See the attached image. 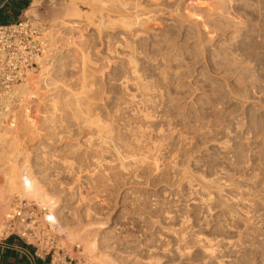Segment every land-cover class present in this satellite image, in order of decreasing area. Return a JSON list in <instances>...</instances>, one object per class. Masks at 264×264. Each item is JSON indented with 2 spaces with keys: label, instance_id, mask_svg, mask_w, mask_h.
<instances>
[{
  "label": "rangeland",
  "instance_id": "rangeland-1",
  "mask_svg": "<svg viewBox=\"0 0 264 264\" xmlns=\"http://www.w3.org/2000/svg\"><path fill=\"white\" fill-rule=\"evenodd\" d=\"M2 1L0 0V5ZM33 1L31 0L30 5L24 9V13L31 7ZM42 1L43 6L36 9V16L30 17L36 19L44 32L49 34L57 32L58 37L64 34L61 36L62 40L59 39L57 57L54 55L55 58L50 59L54 66L51 87L58 93L70 90L80 93L79 81L82 77L80 74L86 71L84 73L89 74V81L93 85L90 83L92 88H88L83 97L88 103L85 102L87 106L94 105L92 109H95V112L92 110L89 114L91 112L95 113L90 114L92 116L100 114L99 117H102L104 122L113 125L112 128L115 130H112L115 133L128 134L131 130H136L137 134L133 131L132 134L137 135L136 140L140 141L139 143L135 142L134 138L131 140L134 136L131 133L128 135L130 141L126 133H123L126 138H122L127 139L130 145H134L135 150L138 149L136 151L138 156L137 153H133L135 150L132 148V152L130 149L126 151L122 149L121 152H125V155L126 152L128 154L131 152L129 155L137 156L134 159L138 160L136 161L138 163L135 164L131 156L129 160L128 154L126 157L123 154L124 159L120 162L128 163V167H125L128 169H125L127 171L120 169V174L119 156L114 152L117 151L115 147L111 146L113 143L110 145L111 148L103 147V150L106 148L103 154L101 145L93 149L96 151L100 148L97 153L90 150L92 156L100 153L94 158L99 161H95L88 154L92 158L90 161L88 152L85 153L87 147L84 148L86 139L83 136L89 132L86 128L82 130L85 129L87 133L82 132L81 127L76 125L78 123L74 122L73 116L67 115L68 112L62 114V116L65 114L63 116L65 118H62L63 123L58 118L59 123L56 124L57 117L55 118V129L58 131V127L64 129L73 126L72 130H81L78 131L80 137L74 134L78 133L77 130L73 132L67 130L69 127L65 128L66 130L61 129L62 135L60 129V132H57L61 136L60 139L57 138L60 136L55 137L59 144L52 140L54 138L47 139L53 141V145L51 142L47 143L45 137L49 134L47 129L44 125H35L46 112L45 105H48V102L37 97L29 103L27 100L13 98L12 104H7L11 107L6 105L7 117L2 121L3 126L5 124L6 126L0 127V166L42 165L44 160L42 162L37 160L40 152L34 154L32 151L41 139L42 144L38 145L46 148L47 153L51 150L50 154L48 153L50 157H47L45 162H49L48 168L51 166L53 170L50 175L55 184L56 193L55 191L53 193L57 194V197L62 194V198L66 200L65 215L63 214V217L66 216L65 223L67 218L68 221L71 220L70 223L73 222V226L105 223L107 229L104 231L111 239L108 243L101 244V250L121 262L134 256L131 261L135 255L137 257L138 254L145 252L148 257L156 254L160 257L164 252L159 254L158 251H162L160 250L162 248H167L170 254H176V247L182 246L185 253L190 255L179 261V264H203L204 254L199 248H195L194 242V236L202 232L213 241L218 256L224 253L231 255L228 261L225 260V264H242L245 259L250 258L259 259L258 261L264 263V0H174V2L164 0L167 3L163 0H124L131 4L130 9H121L123 6L119 4V7H115L120 8L119 11H114V8L110 7L98 10L92 0H78L81 15L75 18L80 22L76 21L73 28L67 26L69 29L65 33L58 27V22L67 18L65 15L71 10L73 0ZM161 2L164 5H172L170 6L172 11L170 14L161 12L152 18L149 21L151 32L143 34L137 40L139 43L148 44L147 47L142 46L139 70L144 84L151 90L150 100L148 95L146 100L149 103L146 104L151 107L153 116L150 122L142 119L137 121L133 109L138 111L143 107L138 104L136 106V103L132 104L136 107L130 105L132 109L124 107V103L120 105L124 92L116 81L120 76L121 59L127 53L124 48L126 42H134L135 31L140 30L142 33L147 31L144 24L149 16L142 15L149 13ZM141 3L149 9L146 13L139 12L138 15H141L139 23L142 26L135 31L126 29L120 23L108 25L100 31L89 26L92 21L100 23L104 16H110L111 20L116 21L124 19L127 12L132 15L136 11L135 6ZM18 7L19 0H12L6 4L0 11V24L11 22L9 12ZM21 20L26 21L25 15ZM78 23L81 24L77 25ZM116 43L119 45L117 53L114 48ZM109 46L113 48L110 51L118 55L108 52ZM83 53L89 55L86 61L90 62H85L87 65L83 62L82 66ZM109 60L111 64H108ZM114 81L120 86L121 92L118 86L112 83ZM111 84L118 90L113 89ZM43 89L38 93L43 95L42 93L47 90ZM129 89L128 94L133 92L138 100L143 99L141 97L143 92L136 84H130ZM128 94L127 99H124L126 101L130 98ZM122 106L125 110L123 108L122 111H118ZM90 107H86L87 110ZM89 114L84 116L87 118ZM27 119L33 122L36 130L33 126L30 128L25 126L27 125L25 123H29ZM71 122H74L75 126L68 124ZM39 126L43 129L41 130ZM6 127L12 128H8L10 132L7 135L4 132ZM40 130L45 132L42 134ZM64 131H69V134L71 132L74 140L68 134L66 138L64 135L67 132ZM35 136H39V140L38 138L32 140ZM62 137L65 139L63 138L61 142ZM42 141L46 142L45 145ZM74 141L78 144L85 141L82 149L85 151L80 152L84 157L79 156L80 154L61 152L62 147H65L64 142L71 143L68 149L70 146H77ZM97 142L96 144H99ZM134 142L139 146L135 147ZM108 149L109 153H106ZM58 151L60 152L56 153ZM96 164L98 168H95ZM116 166L114 169L118 171L113 169ZM105 169H110V173H113L109 179L105 177ZM117 172L119 176H116ZM101 177L105 178L102 180ZM3 180V174H0V184ZM61 187L65 189L60 190ZM61 191L62 193H59ZM19 199L16 197L9 216L21 206L35 205L39 222L45 224L43 219L47 211L42 210L35 201ZM6 220L0 221V239L7 235V233L4 235L2 230ZM15 222V229L20 230V223L17 220ZM144 222L148 225L158 223V226L164 224L173 228L172 231H177V234L186 235L184 239L186 242H180V238L176 237L180 239L178 240L172 235L166 242L164 241L165 243L162 242V245L159 242L162 247L158 246V243L157 247L160 249L155 246L158 249L155 254L156 249L152 248L156 245L155 237L150 236L149 232H146V236V233H140L141 237L139 233L136 234V227L138 228L139 224H146ZM133 226H136L134 230ZM35 228L32 227L33 230H36ZM50 235L51 239L47 238L46 242L48 239L51 243L54 241L55 246L64 249L72 257L84 259L89 264H98L87 258L82 244L66 242L55 233ZM25 242L34 247L38 246L31 235ZM137 244L145 248L149 245L151 250L155 249L154 255L147 253L146 250L150 249L148 246L144 252L143 250L142 253L139 252ZM76 247H80L79 252ZM39 248L41 252H45L42 247ZM132 250L138 252L134 254ZM146 254L142 255L146 259H142L144 261H148ZM175 260L178 259L168 258V261Z\"/></svg>",
  "mask_w": 264,
  "mask_h": 264
},
{
  "label": "bare ground",
  "instance_id": "bare-ground-1",
  "mask_svg": "<svg viewBox=\"0 0 264 264\" xmlns=\"http://www.w3.org/2000/svg\"><path fill=\"white\" fill-rule=\"evenodd\" d=\"M77 1L78 0H73V2L71 4V7L72 8L70 7L71 10H68L67 11L68 13L65 15L67 18L64 19L61 22L60 21L58 22L59 23L58 27H61V30H63L64 33L67 32V29H69V27L70 28H73L75 26L76 21L77 22H80L77 18H75V17L81 15L80 14V10L78 8ZM165 1H164V3H167ZM92 2H93V4H95V6L98 8V10H103V9H106V8L110 7V8H114V11L115 10H118L119 11L120 8H115V7L116 6L119 7L120 5L123 6L121 9L129 10L130 9L129 7L131 5L128 1H124V0H92ZM144 2L146 3V1H144ZM168 2H170V1H168ZM173 2H174V0H173ZM173 2H171V3L173 4ZM164 3L163 4H162V2L161 3H157V5L156 6L154 5L155 7L153 9L151 8L152 10H150V12L147 13V14H144V13H146L149 8L147 6H143L142 3H141L140 5L138 4L137 6H135V10L136 11L134 13L136 15L134 13H132V15H131L130 12H127V14L124 16L125 18L124 19H121V20H118V21L111 20L110 16H104L102 18V21L100 23H97L96 21H92L90 23L91 25L88 24L90 26V28L92 27V28H95V30H97V31L99 30L100 31L103 28L105 29L108 25H112V24H115V23H120L126 29L131 30V31L132 30L135 31L136 28L142 26L141 23H139V18L141 16V15L140 16L138 15L139 12H144L143 13L144 15H142V16H149V19H147L146 23L144 24L145 25V28H147V31H145V33H142L140 30L139 31L138 30L135 31L134 32V38H135L134 39V42H126V45H125L124 48L127 50V53L123 56V58L121 59V62H120V64H121V67H120L121 68L120 76L118 77L117 81L115 79V81L117 83H119L118 85L121 86V88L123 89V92H124V94L122 92L123 95H122V98H121V100H123V102L120 105H123V103H124L123 106L124 107L125 106H128V109H129V107H131L130 105L136 103L135 104L136 106L138 104L141 107H143L142 109H140L138 111L135 108L133 109V110H135L134 111V113H135L134 117L137 118L136 119L137 121H138V119L140 121L142 119L143 121L145 120L147 122H150V120H152V117H153L152 116V113H151V110H150L151 107L149 108V106L147 105L149 103V101H146L147 100V97L149 96V92L151 90H150V88H149V86L147 84H144V81L142 79L143 76L140 74V70H139V58L143 54L142 51H141V49H143L142 46L147 47L148 44L139 43L137 40L143 34H148L149 32H151V29L152 28L149 25V21H151L152 18L157 17L156 15L160 14L161 12L170 14V12L172 11L171 10L172 5H166V4L164 5ZM171 3H169V4H171ZM42 6H43V1L42 0H34L33 3H32V5H31V7L26 11V16L27 17H30V16H34L35 17L36 16V11H37L36 9L41 8ZM60 19H62V18L60 17ZM66 22H68V24H66ZM80 24L81 23H78L77 25H80ZM88 25H87V29H88ZM67 26H69V27H67ZM84 27H85V25H84ZM63 32H62V34H63ZM48 34H49L48 32L47 33H44L45 37L50 42L49 49H48L47 55L44 57V59L41 62V66H40L39 72L36 74V76H32V77L28 78L22 84L16 85L9 93H7L0 100V106H2V107H0V127H5L6 126V124H5V126H3V124H2L3 123L2 121L4 119H6V117H7V114L5 112V110H6L5 108H6V105L7 104H10V105L12 104L11 103V100L13 98H20L23 101L24 100H27L28 103L29 102H32V100L35 99V98H37V97L40 98L42 101H46L47 100L48 105H45V111L46 112H44V115L42 116V118H40V120H38V122L35 125V126H37V124H40V126L41 125H44L45 126V129H47V132L49 133V134L47 133L48 135L45 136L46 137V140L47 139L51 140L52 138H54L52 140L57 141L55 137L60 136V134L57 133V132L58 131L60 132V130L63 129V127L62 128L61 127H58L60 130L58 129V131H57L55 129L56 128V124L59 123V119L63 123L64 120L62 121V118H65V117H63V116H65V114L63 116H62V114L68 112L67 115L68 114L72 115L73 118H74V122L76 121L78 123L76 125L80 126L81 127L80 129L81 130H82V128H86L89 133L83 135V136H85L84 139H86V144H85L86 146L84 145L85 147L83 146V144H84L85 141H82L83 143L81 142V144H78V143H76L77 141L76 142L74 141L77 144V146H75V147L74 146L73 147L70 146V148L68 149V147H69V145L71 143H65L64 142L63 145H65V147L64 146L63 147L61 146L62 147V149H61L62 151L61 150L60 151L62 153L64 152L65 154L66 153L80 154L79 156L84 157V155H81L82 153H80V152H83L84 153L85 149L83 151L82 150L83 147L84 148L87 147L85 153L88 152L87 153V155H88L90 153L92 154V152H94V153L96 151L99 152V149L100 148H101V150H103V147L108 148L113 143L114 145H111V146H114L115 148L114 147L113 148L116 149L117 151H114L113 148H112V150L115 152V154L117 153L118 156H119V161H118L120 163V164L118 163L120 165V166H118V167H120L119 168V173L121 174L120 169L121 170L123 169L124 171H127L125 169H128V168H125V167H128V163H125V162L121 163L120 162L121 160L123 161V159H124L123 158L124 157L123 154L125 153V152L122 153L121 150L123 149V151H124V149H125V151H126V149H130L129 151H131V148L133 150H135L133 148L134 145L132 146V144L131 145L129 144V141L130 140H129V136H128L130 133L132 134V131L133 130H131L130 133H128V134L126 132H122V134H120L119 132H116L115 133L113 131L115 129L112 128L113 125H108L107 122H104V119H101L102 117H99V116H101L100 114L99 115L96 114L98 116H95V115L92 116V115H90V114H95L94 113L95 112L94 111L95 109H92V107L94 105L92 107L87 106L88 103L86 102V100H84L85 98L83 97V95H84L83 93H85V91L88 88L89 89L92 88V86L90 87V83L91 82L89 81V74L87 73L88 74L87 75L86 73H84V72H86V71H84V70H86L85 67L83 68L84 69L83 70L84 72L82 71L83 74L82 73L80 74V77L82 76L81 79H80V81H79L80 82L79 83V86H80L79 90H81L80 93H77V92H74L73 90H70V91H66V92L63 91L66 94H64L63 92H62L63 93L62 94V93H60V91H59V93L56 92L55 89L51 87L52 84L50 83V81H52V77L54 75V73H52V70H53L54 66L50 62L51 61L50 59L51 58H55L54 55L57 54L56 52L58 51V48H59V46H58L59 39H61V36L63 37L64 34L63 35L60 34L61 35V36H59L60 38L58 37L57 32L56 33L49 34V35ZM71 34H73V33H70V35ZM47 36H50L51 38L50 37H47ZM80 37L82 38V36H80ZM81 44H82V41H81ZM117 44L118 43H116L114 45V48H115V52L116 53H117V48H119V45H117ZM78 46L79 45H77V47ZM150 46H154V45H150ZM111 48H110V46L108 47V50H109L108 52H111L112 53L113 51H110V50H112L113 48L112 49ZM115 52H113V53H115ZM83 54L84 55H83L82 58H84V61H82V66H83V62H84V65H87V63L90 62V60L88 62L86 61V60L89 59L88 58L89 55L87 56L85 53H83ZM116 55H118V54H116ZM56 57H57V55H56ZM85 62H87V63H85ZM108 64H111L110 60L108 61ZM66 65H67V63H66ZM110 75H112V74H110ZM107 77H113V76H107ZM112 81H113V79H112ZM115 81L112 82V83L115 84ZM130 84H136L137 87L139 88V90H141L143 92L142 93L143 95H141V97H143V99L141 101L138 100V97L136 96V94H133V92L131 94L130 93L129 94L127 93V91L130 92V89H129ZM118 85L115 84V86H118ZM115 86H113L112 88L113 89H117V87H115ZM120 86H118L119 92H121L120 91V88H119ZM42 88H44L43 90L47 89V90H45L46 92L43 91L44 93H42V90H41V93L43 95H41L40 93H38V91H40V89H42ZM125 91L128 94V97H130V98H128L129 99L128 101L124 100V99H127V94L125 93ZM124 95L126 96V98L123 97ZM149 98H150V96L148 97V100H150ZM84 105H86V106H84ZM146 105L148 106L147 108H146ZM7 106H9V105H7ZM123 106H122V109L120 108L121 110H118V111H122L123 108H124ZM136 106H133V107H136ZM9 107H11V106H9ZM84 107L85 108L86 107H90V108H88L89 110H87V108H86V111H87L86 112L84 110L85 109ZM130 109H132V107ZM92 110L94 112H91L89 114V111H92ZM124 110H125V108H124ZM84 113H86V114H84ZM88 114H89V116L86 118V116H84V115H88ZM118 114H119V112H118ZM72 116H70V117H72ZM19 118H21V117H19ZM55 118L57 119L58 122L55 121L56 120ZM27 120H29V119H27ZM54 121H55L56 124L54 123ZM27 122H29V123H25V124H27L25 126H27L29 128L33 126V122H31L30 120L27 121ZM74 122L73 123L71 122V123H68V124H73L75 126ZM17 123H19V122H17ZM52 123H54V124H52ZM53 125H55V126L53 127ZM40 126H39V128H40ZM131 126H132V124H131ZM27 127H25V128L27 129ZM69 127H65V128L67 129ZM72 127H70L67 130H69V131L71 130L72 132L77 130V129H75V128H77V126L74 128L75 130H72L73 129ZM8 128L7 127L4 128L5 135H7L10 132L9 129H12V128H9V129ZM33 128H34V126H33ZM35 128H37V127H35ZM35 128H34V130H36ZM65 128L63 130H66ZM94 128H95V130H93ZM50 130L52 131V133H50L51 132ZM81 130H77L76 132H78V131L80 132ZM129 130L128 131L126 130V131L129 132ZM43 131H41L42 134H43ZM69 131H66L67 133L64 131V133H66V134L65 135L63 134V135L66 137V135L68 134V136L69 137L71 136V139H72V134H71V132L69 134L68 133ZM94 131H96V132L94 133ZM135 131L136 130H134L133 133ZM62 132L63 131L61 130V135H62ZM79 132L78 133H75L74 132V134L76 136H79ZM82 132H86V130L83 129ZM113 132L115 133V135L116 134H119V135H122V136H119L118 135V136L115 137V135L113 134ZM123 133H126L127 134V136H128L127 139L129 140L128 143H127V139L126 140L124 139V138H126L125 137L126 135L124 134L125 135L124 136ZM135 134H137V133L135 132ZM80 135L82 137V133ZM132 135H134V134H132ZM136 136L137 135L132 136L131 140L133 138H134L133 140H136L137 139ZM47 137H50V138H47ZM96 137H98L97 138L98 140L96 139ZM122 137H124V138H122ZM138 137H139V135H138ZM141 137H143V135ZM36 138H38L37 140H39V136L38 137L35 136L34 138L32 137V140H36ZM57 138L60 139L61 136L60 137H57ZM63 138L64 137H62L61 142L63 141ZM72 140H74V139H72ZM81 140H83V138ZM96 140L97 141H100V143L97 142ZM45 141H42L44 143V145L46 143ZM50 142L52 144L53 141H48L47 143H50ZM61 142H60V144H61ZM96 142L99 143V144H96ZM135 142H138L139 143L140 141L136 140ZM39 143H41V139H40V142ZM57 143H58V141H57ZM130 143H133V142H130ZM138 143H135V147H136V145ZM38 144H36L37 147L33 148L32 151H33L34 154H39L38 152H40V154H39L40 157H38L37 160L38 161H41V162L44 160V162H45L46 159H47V157H50L49 154H50L51 150H49L50 152H48L49 153L48 154L45 151L46 148L41 147V144L42 143L40 145H38ZM97 145H99V147L101 145V147L99 149H97L96 151H94L93 149H95V147ZM140 145H142V142H141ZM111 146H110V148H111ZM138 146L139 145H137V147ZM106 148H104L105 151H106ZM90 150H93V151L90 152ZM104 150L102 151V154H103ZM109 150L110 149H108L106 153H109L108 152ZM137 150L138 149L136 148L135 152H133V153L134 154L137 153V156H138V152H136ZM60 151H58L56 153H59ZM52 154H53V152H52ZM91 154H90V156H92ZM98 154L100 155V153H98ZM98 154L97 155L94 154L95 156H92L93 159L96 156L98 157ZM127 154H128V152H126V155L124 154L125 157L127 156ZM39 155H37V156H39ZM79 156H77V157H79ZM90 156L88 158H90V161H91L92 158ZM101 156L103 157V155H101ZM113 156L115 157L114 154H113ZM118 156L116 158H118ZM130 156L132 157L133 154L132 155H129V157H127V158H129V160L131 159ZM137 156L134 155V157H137ZM85 157H86V155H85ZM134 157H132V159H134ZM80 158H78V159H80ZM88 158H87V160H88ZM104 158H103V160H104ZM67 159H65V161H67ZM81 159H83V158H81ZM100 159H102V158L100 157ZM134 160H132V161H134ZM95 161H99V160L96 159ZM100 161H102V160H100ZM126 161H128V159ZM136 161H138V160H135V164L138 163ZM44 162H43V164L41 163L42 165H39V166H37L38 164L37 165H35V164H33V165H31V164H28V165L25 164V165H22L21 167H8L6 164H4L3 166L2 165L0 166V168H1L0 169V174H3V178H4L3 182L0 184V221H2L4 219H8L10 217L9 214L11 213V210H12V204H14V202L16 200V197H19L22 200L23 199L30 200L31 202L32 201H35L37 203V205H39L41 207L42 210L47 211V213L44 216V219L43 220L45 221V223L48 222L50 224L51 231L53 233H55V234H58L62 238V240L66 241V242L68 241V242H70L72 244L73 243L74 244H82L84 246V250H85V254H86L87 258L89 260H91L92 262H95V263H98V264H165V263H167V264H179V261H183L184 259L187 258L186 257L187 255L188 256L190 255V253H185V250L182 249V246H180V247L177 246L176 247V249H177L176 250V254H172L171 253L172 255L169 253V250H167V248L164 247L166 250L163 249V248L162 249L158 248L157 245H158L159 242L162 245V242L165 243L166 242V239L167 238H171L172 235H174L175 238L176 237L180 238L181 239L180 242H186V240H184V239H186V235L177 234V231H172V230H174L173 228L166 227V226H164V224L163 225L159 224L160 226H158V223L157 224L148 225L147 222H144L146 224H139L140 225V226H138L139 229L135 226L136 229H138V230H136L135 227L133 226V229L132 230L135 229V231L137 232L136 234L139 233V237H141L140 236L141 235L140 233H143V234H145L146 232L151 233L150 236L155 237L156 245H153L154 247L152 246V248H155L156 249V252L154 251L155 249L154 250L153 249L151 250V248H150L149 245H147L150 248L149 250L147 249V246L146 245H145L146 248L144 246H141L140 247L139 246L140 243H138L139 245L137 244L139 246V247L137 246L138 247L137 250L140 248L141 250L139 249L138 251L141 252L143 250V252H144V250L147 249L146 250L147 253L150 252L151 254L154 255L153 252H155V254H156L157 253V250L160 249L162 251H158L159 254L161 252H164L165 253V252L168 251L167 253H169L168 254L169 256H167V253L166 254L163 253L164 256H165V257L163 256L164 257L163 258V257H161L163 255L161 253L160 257H158L157 254H156V255H154L155 257L154 256L153 257H150L149 256L150 257L149 258L148 255L146 254V252L145 253H142L141 252L142 253L141 255L138 254L139 256H141V258H139L138 255H137V257L135 255V258L133 260L130 261V259H132L134 256L132 258L129 257V259L124 260V262H121V261L118 260V258H116V257H114V256H112L110 254H105V252H103L101 250V244L102 243H106V242L108 243L110 241V239H111L110 238V235H108V233L104 231L105 229H107L106 224L105 223H89V224L84 225V226H73L72 225L73 222L70 223L71 220L68 221V218L66 220L67 223H65L64 218L66 216L63 217V214H64V211H65L64 206L67 205V204H65L66 203V200L64 198H62V196H61L62 194H60L61 197L60 196L57 197L58 196L57 194H55L56 196L54 195L53 192L55 191V184H54V181L50 178V175L52 174L51 171H53V170H52V167L51 166H50V168H48V163L49 162L48 163L45 162L47 164V166H46V164L44 165ZM53 162H54V159H53ZM82 163H84V162H82ZM97 164H99V163H97ZM97 164L95 165V168H98L99 167ZM100 164H101V162H100ZM58 166H59V164H58ZM68 167H69V165H68ZM114 168H117V166L116 167H113V169ZM110 169H112V168H110ZM110 169L109 170L105 169V177H108V179L110 177V174H113V173H110ZM115 170L116 169H114V171ZM116 171H118V169ZM124 171L122 172V174L124 173ZM67 172H69V171H67ZM82 173H83V171H82ZM101 173H103V171ZM119 173L117 172V175L116 176H119L118 175ZM58 174H56V175H58ZM102 178L103 177H101V179ZM114 178H115V176L113 177V179ZM105 181H106V179H105ZM107 182H108V180H107ZM106 187H107V185H106ZM56 189H59V188L56 187ZM61 189L63 190L65 188H62L61 187L60 190ZM55 193H56V191H55ZM59 193H62V191L59 192ZM206 226H207V228L209 227V225H206ZM207 228L205 227V230ZM135 231H133V232H135ZM146 235H147V233L145 234V236ZM129 237H131V235ZM178 238H176V239H178ZM135 239H137V238H135ZM180 239H178V240H180ZM194 239H195L194 240V242H195V248H199V250H201V252H203V254H204V262H203V264H225V262H226L225 260L227 259V261H228L229 258H231L230 257L231 255L230 256H229V254L228 255L227 254L224 255L225 253L222 254V256H218L217 250L214 249L213 241L210 240V239H208V237L204 236L202 234V232L199 233V234H197V235H195L194 236ZM138 240H140V239H138ZM64 241H63V244H64ZM160 243H159L158 246L162 247L160 245ZM141 244H142V242H141ZM138 251H135L134 250L133 253L135 254V252H138ZM143 254H146V256H147L146 258H148V261L142 260V259H145L143 257L144 256ZM174 257H176L178 260H175L173 262L172 261H168V258H174ZM258 260L259 259L256 260V258H255V260L254 259L251 260V258L250 259H245L242 262V264H264V263H262L261 261H258Z\"/></svg>",
  "mask_w": 264,
  "mask_h": 264
},
{
  "label": "built area",
  "instance_id": "built-area-1",
  "mask_svg": "<svg viewBox=\"0 0 264 264\" xmlns=\"http://www.w3.org/2000/svg\"><path fill=\"white\" fill-rule=\"evenodd\" d=\"M11 1L3 0L0 11ZM24 15L26 21L21 18L13 23L0 24V100L16 85L35 76L48 53L50 42L44 35L47 32H44L34 17H27L26 12H23ZM15 220L20 223V230L15 229ZM32 227H36V230ZM2 230L4 235L7 233L2 236L6 239L17 237L27 241L31 235L38 243L35 246L37 250L42 247L43 251L52 255V264H89L84 259H76L64 249L58 248L54 241H49V236L53 233L51 226L48 222H39L35 205L27 204L16 209L4 222ZM47 238L49 243L46 242ZM76 250L79 252L80 247H76Z\"/></svg>",
  "mask_w": 264,
  "mask_h": 264
},
{
  "label": "crops",
  "instance_id": "crops-1",
  "mask_svg": "<svg viewBox=\"0 0 264 264\" xmlns=\"http://www.w3.org/2000/svg\"><path fill=\"white\" fill-rule=\"evenodd\" d=\"M30 0H19L20 7L9 12L13 23L22 18L26 3ZM0 264H52V255L41 252L25 241L11 237L0 239Z\"/></svg>",
  "mask_w": 264,
  "mask_h": 264
},
{
  "label": "trees",
  "instance_id": "trees-1",
  "mask_svg": "<svg viewBox=\"0 0 264 264\" xmlns=\"http://www.w3.org/2000/svg\"><path fill=\"white\" fill-rule=\"evenodd\" d=\"M30 2H31V0L30 1H27L26 7H28L30 5Z\"/></svg>",
  "mask_w": 264,
  "mask_h": 264
}]
</instances>
